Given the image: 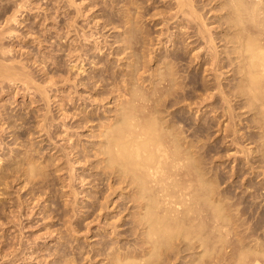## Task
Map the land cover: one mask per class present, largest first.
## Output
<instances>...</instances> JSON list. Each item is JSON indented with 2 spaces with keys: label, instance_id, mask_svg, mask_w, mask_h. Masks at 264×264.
<instances>
[{
  "label": "bare ground",
  "instance_id": "bare-ground-1",
  "mask_svg": "<svg viewBox=\"0 0 264 264\" xmlns=\"http://www.w3.org/2000/svg\"><path fill=\"white\" fill-rule=\"evenodd\" d=\"M26 1L27 0H0V92L3 91L5 87L7 89V87L13 85L14 83L17 84V82L19 81H20V84H22V85L19 84V86H21L20 88L28 90L32 86V85L30 86L31 84L30 82L34 80L32 79L33 75L30 74L29 73L30 71H28L27 69L28 66H26L23 63V61L21 62L20 61L21 59L20 60L17 59V57H15L16 54L13 56L12 54L13 46L10 45L9 41L6 39V38H13L15 36L19 37L18 32L19 34L22 33V31L19 30L20 27H18L19 25L22 24V21L19 20V17L22 16V12L24 11V7L26 6V3H27ZM109 1L110 3H112L113 1L120 2V0H109ZM134 1L135 0H125V2L122 1L123 3L120 2L122 4L119 3L120 5H118L117 8L116 6L114 7L118 11L119 16L117 17V20L119 21V25H120V28H119L120 36H117L114 42L118 41L120 43V44L118 43L119 44L117 47L119 48L118 51L116 50L117 56L120 53H124L125 62L123 63H125L124 64L125 70L124 71L121 70L120 75H117V74L115 75L114 71H107L108 69L106 68V63L105 64L103 63L106 60L104 61L101 58H99L98 60L94 61L96 57L92 55L90 56V58L91 57L92 58L89 60L88 58L89 56H88L86 59H88L87 61L91 63L92 62L103 63V66L101 65L102 71L100 70L93 74L89 73L90 75L88 76L82 75L83 77L80 78V81L78 80L79 82H76V84L74 83L73 85H74V88H75V85H77L78 88H79V85H82L80 87H82L83 89L84 87H87L89 90H90V87L92 88V87L97 86L99 88V91H97L98 89H96L95 91L97 95L93 96L91 94L93 96L91 100L93 99L92 101L95 102V106L97 107L95 108L94 106V107L88 108L86 112V108L88 104L85 103V97H84L85 95L83 96L82 94H80L78 96L80 97V101L78 103L83 104V107L79 110V112H81V114H79L80 117L76 118L77 116L76 117L73 116V118L75 117L76 120H71V122H69L67 119L66 121H68L69 123L64 122L63 121L64 118L66 119L67 117V113H65V111L67 112V110H65L67 107L62 108V110H59L61 112L59 113L62 114L61 116L63 117V120H62L63 122L61 121L63 128L59 129V131L61 132L60 135L64 137L66 141L64 142L66 144L60 148H56L57 142H55V144L51 142L53 146H51L50 148L49 147L47 148L61 149L63 152L62 153L61 151L59 152L60 156L58 154L51 153L50 156L46 155L47 157L45 156L42 160L39 159L38 161L37 158H34V156L32 155V154H35L32 150L35 149L34 151L36 152L37 148H34V149L32 148L31 150L30 149L31 147L29 148L25 145L24 146L27 147L29 151H27V153L22 152V154H19L16 152L17 155L12 156V158L10 157L12 155V152L16 150L15 147H13V149L9 147L10 149L8 148L9 150L8 149L7 151L5 150V153L1 151L2 153H0V195H4L2 196V198L5 197V195H9L7 194L6 188H8L7 185L10 182L9 180L10 176H13L15 174H19V175L22 174L24 175L25 180L27 181L31 179L33 180L34 178H36V180H33V181L34 182L36 181L37 183L41 182L39 183L40 187L36 189L33 186L36 189L35 191H33L32 187L30 188V186L28 185L30 190L28 188L27 189L31 192V194L33 193V195L31 194L30 195L33 196L32 197L33 199H35L34 200L35 203H37L36 201L41 200L40 198H42L43 203H40L41 206L40 204L37 203L40 206L39 212H43L45 207H48V210L46 209L45 212L46 213L48 212L47 214H51L48 217L52 216L53 215L52 212L54 211H55L54 213L55 216L59 215V214H56V210L61 212L62 215L59 216V218L62 216L66 217L65 219L63 217H62L63 219L60 218L62 221L64 220L63 222L64 227L66 225L64 231L67 230V233L68 234L70 233L73 236L74 234H77L78 231L79 232L77 235H79L81 228H82L80 227L82 226V224L75 223L76 222L74 221L75 218L81 215H84L86 213L85 212L84 214H82V212H84L82 208L84 204H81V202L84 200L83 196L87 195L89 197L88 204H86L88 205L87 208L90 207L89 212L91 214L88 212L90 214L89 217L91 215L93 216V218H91L92 221L95 220V218L97 217L96 221H98V217H100V215H103L104 210L110 209L109 207L106 208L108 204L106 202L107 201L110 202L108 198L112 197L111 193H114L116 191V194H117L116 200L114 199L115 200L114 201L113 198L112 199L110 198L111 201L112 200L114 201L112 207L114 206V204H116L117 206L120 205V209H118L117 212H119V210L124 211L127 209V213L129 217L128 219L123 218L125 219V222L127 223L126 227H125L126 223L124 224V227H125L124 229L119 228L116 224L117 223L116 221H115L116 223L114 221L113 223H115L116 226L119 229H121L118 232H120V234H123V235L125 234L124 237L126 239L123 241L121 238V235L116 233L118 229L116 228L117 230L114 231L115 224L110 223L114 225L112 229L113 231H111V233L113 232L112 235L114 234L116 236L112 237L109 231L108 234L110 235H106L107 237L103 236L105 238L102 239L100 238L102 237L101 235H105V234L100 233L101 235L99 237V240L100 239L101 240L97 241V243L98 242L99 243L97 246L94 247V249L92 247L90 248V249H93V251L89 249L92 252V254L90 253V256H87L89 255V253H87L89 250L88 251L85 250L87 251L85 253V256L84 254L82 255L81 254L82 248L79 247L81 249V252H80L79 248L76 249L78 247L76 245L77 247L75 249L76 251L78 250L80 254L78 252L77 256L75 257L78 258L79 256L80 260H81V256H83L84 260L89 258L90 261H88L87 264H264V211L258 212L259 214L257 213L255 214L254 211L256 212V207L253 208L254 204L252 205V201H247V200L245 201L244 198L242 199V201L240 199L238 200L237 198H233L232 200L231 196L234 193L232 194L231 192L229 193L230 195L227 194L228 189H226L225 183L222 185V183L225 182V180L223 179L221 180L220 179L221 177L217 175V173L215 174L209 173L211 168L207 169L208 167L207 168L204 167L202 163L204 162L203 161L204 159L201 157V153L203 151L201 150V145L199 144L202 141L198 143V140L201 138L198 139L197 137L199 134L198 132L201 130L203 125L202 123H196L195 125L192 126L190 122L187 123L185 119L183 118L184 112L182 110V107H180V105L178 104L181 101H187L186 108L185 107L183 108L186 110H189L190 108H192L191 105L197 103L199 100H202L204 98H210L211 100L212 98L213 106L211 109H213V112L218 110V112L215 115L214 114L213 115L215 117L216 115L217 117H220V116L224 117L221 120L222 123L224 119H226L223 127H220L221 122L220 124H218L219 128H221L220 130H222L223 132L222 136L226 137L224 141H227V142L229 141L228 144L226 145L227 146L231 145L234 148L232 150L233 151L232 160L233 161L236 160V163L234 164L232 163V165H230L231 168L235 166L234 170L231 169L232 172L230 173L232 174L233 172H236V171L241 172L243 170V171H247L246 173H249L248 175L251 174L252 176L264 174V0H173V4H172L173 6H171V8L173 7L175 11H173L172 15L169 12L171 16L170 15L168 16L171 19L174 18L175 21L178 22L176 24L177 29H175V31H172L171 29H170L171 31L167 30L168 33L166 31V34L168 36L167 35L166 36L168 38L166 37L167 38L166 40L170 41V44H172L174 48H171L172 51L170 49L167 50L168 48H165V51L162 54L160 53L159 54L156 53L157 55L150 54L151 56L149 55V57L147 55L149 59H153L155 56H158V57L157 58L155 57L154 66H151L152 68H150L149 72L146 71V73L144 72L145 69L142 71V68H144L143 66L145 65L144 62L147 60V59L144 60L145 58L144 56L146 54L143 53L145 36L144 34H141L142 26L139 24L140 20H138L139 19L138 17H140L138 13H140L144 8L140 10L139 12L138 9H140L141 3L138 4L139 6L138 7L137 6L138 0L135 2ZM71 2H68L67 4ZM139 2L140 1H138V3ZM113 4L114 3H112V5ZM109 8H112V7H109ZM212 10H217L216 11L217 13H214L212 15L211 14V12H213ZM77 11L79 10L77 9ZM140 14L142 15L143 13L141 12ZM75 15H77L76 12H75ZM161 17H163V15ZM214 21L217 23V25L215 26L214 24L216 23ZM72 22H68L65 25L69 27L71 25L70 23ZM106 22L110 23V20ZM106 22L104 23V26ZM210 23L213 24V27H212V24ZM112 25L113 24L111 23V26ZM115 26L116 24L113 25V28ZM29 30L30 29H28V31ZM31 32L32 31H30V35L32 36ZM38 32H41V31H38ZM25 33H27V31ZM67 33H69V29H67V31L65 32L66 35H68ZM24 34H22V37ZM161 34L162 33L160 32V35ZM66 35L65 37H67ZM87 35L91 36L92 33L85 35L86 40H88ZM142 35L144 39L142 38ZM4 38L7 40L8 43L5 42L6 40ZM106 38L107 37H105V39L101 41L102 43L94 39L95 42H97L98 44L97 48L102 49L103 47H105V42L107 40ZM151 39L152 38H150V41ZM157 40L156 41L159 44L160 40L159 39ZM99 44L101 45L99 46ZM163 45L164 44H162V46ZM151 46L149 47L152 48ZM145 47L148 48L147 46ZM165 47H167L166 44H165ZM202 49L204 50L203 52L201 51ZM87 50L88 49L78 50V49L73 48L72 46L69 50L71 52L70 55L72 54L73 51L76 52L74 59H73L74 62L71 65V67L75 69L74 66L78 64L79 65L78 69L80 68L79 69L80 71L78 73L82 72L85 69L84 68V58L82 57V55L88 54ZM183 50H188V53L193 51L191 52L193 54V55L191 54L192 55L191 59L194 61L195 59H197V61L199 60L200 66L205 64L204 65L205 67L203 66L204 68L203 71H206V70L212 71V76H213L212 81L209 84L207 83L206 85H203L204 90L203 92H201V94H199L198 96L199 99H196V100L194 99L195 97L187 96L188 94L186 95L187 90H185L183 86L182 87L180 86L181 87L179 89L180 91H177L176 86H179L178 85L179 82H178V76L176 75V71L179 70L178 63L183 59V53H184ZM69 51L67 52L69 53ZM106 52H109V51H106ZM43 55H46V54H43ZM120 56L121 55H119V57ZM119 57H117V59ZM77 61L78 63H76ZM148 64L149 63H147V65ZM146 69H148V67H146ZM143 72L147 75L144 76ZM49 75L48 77L46 75V78L48 80L50 79L49 77L53 79L52 76H54L55 74L51 76ZM229 75H231L232 77L227 78ZM64 77L66 76H63L62 78ZM226 78L227 80H225ZM47 79H46V82H48ZM64 79L66 80L67 77ZM36 86H38V84H36L35 87ZM36 89L38 88L36 87L35 90ZM47 89L45 88L43 89L44 91L41 90L40 92L43 93L46 91L45 97L48 100L50 94L49 93L47 94ZM26 90L25 91L23 90L22 92L25 93ZM31 90L33 91L34 88ZM15 92H18V91H15ZM33 92H36V91H33ZM48 92H49V89H48ZM74 92L76 94L78 90L76 91L74 90ZM88 93H86V95ZM31 94L32 93H30V96ZM34 95H36V93ZM70 95L72 96V94ZM169 95H171L170 98H169ZM109 97L110 98L113 97L112 98L113 100L111 103H109L108 105L109 107H106L104 106V101L105 99H108ZM40 100H42V98ZM57 102H60V101H57ZM101 106H103V108L100 111L106 112V114H103L102 116L98 115L99 112H97L96 110V109L99 110ZM47 107L50 108V105H47ZM47 107L45 108L47 109ZM197 107H200V106L198 105ZM195 109L193 111H195ZM197 110H200V108H197L196 111ZM44 111L48 112L49 109L44 110ZM92 111L94 113L95 112L98 113L97 118L95 117L96 118L95 121H94V117H91L92 115L90 114V112L93 113ZM4 112L6 111L0 112L1 117L4 116L2 114ZM8 112L10 113V111ZM47 112H44V113L36 112V114L33 112L39 118L34 116L37 119L35 120L37 122H34L36 123L37 129L33 128L32 129L33 131H32L29 127V129L32 132H35V133L40 132V134L41 133L43 134L44 131H47V132L50 131V130L49 131L46 130L48 126L46 122ZM203 113H205V111ZM11 115H13V113H11L10 115H6V117L11 116ZM70 115L72 116L74 114L71 113ZM6 117L4 116V119ZM10 118L13 119L14 117L11 116ZM10 118H8L7 120L9 121ZM49 118L50 119H48V121L53 122L52 116ZM15 120H11V121L14 122ZM90 121H94V123L92 122L89 123ZM51 122L49 123V126L52 125ZM34 123L31 122L29 124L35 125ZM61 123L58 125V128L61 127L60 126ZM66 123L68 124L66 125ZM12 124H10V121L7 122L5 128L10 127L11 129L10 131H12L10 133L12 134L11 139H13V144H16L18 136L17 134H15L16 132L13 130V128H15L17 124L15 122H14V124H16L15 126H13ZM0 125H2V123ZM33 125H31V127ZM89 126L94 127L92 128L93 131L89 130V132L92 131L91 136L90 135L89 136L93 138H91V141H89L90 143H87L88 141L85 143V140H84L83 144L79 145L78 141L80 139L79 135H81V132H79L77 129L79 128L81 129L83 127L89 128ZM1 127H4V126H0V128ZM41 130H43V132ZM56 130H57V127H56ZM27 132L29 134L28 129H27ZM5 133L3 135H5ZM35 133H32V134L35 135ZM44 133L45 135L43 134V136H45L47 140L49 139L48 141L49 143L50 141H53V139H51V137L53 138V136L50 135L52 133L51 131L49 132V134L46 132ZM38 134L39 133H37L36 136ZM40 134L38 136H40ZM74 134L78 136L77 142L75 140H71L72 138L71 136ZM43 136H40L41 138L35 139L33 141L40 142L43 140L42 138ZM19 137H20V134H19ZM31 137L33 138V136ZM57 137H59L58 134H57ZM3 139L5 138L3 137ZM24 139L26 140V138ZM59 139H61V137H59ZM85 139H87V136ZM75 143L78 144V146ZM3 144H4V141H3ZM7 145H8V142H7ZM17 148L20 149V146H18ZM30 151H32L33 153L32 152H31L32 154L28 153ZM38 151L39 150H37L36 153H38ZM236 153H238V156ZM41 156L42 155H40V157ZM238 157H241L240 159L241 163L237 160ZM228 158H229V155H228ZM5 159L6 160L8 159L7 162H4ZM2 166H5V167L2 168ZM84 167H88V169L90 168L91 170V171L90 170L88 171H90L89 175L91 176L92 179L89 178L88 181L90 180H93V181H91L92 186L90 187L89 191L88 190L86 191V186H85L86 181L85 180L87 179H85V176L88 174L86 173H85L86 175L84 174L83 172ZM62 170L65 173V176H62L64 175V173L61 172ZM212 171H213V167H212ZM54 172H57L58 181H55V182L59 183L58 184L59 187L56 190L59 191L58 195H59V198L62 200V206L58 201H56V197H57L56 194H55L56 195L55 197H53V194L51 195L55 200L52 199L49 193H48L49 196H47L46 194L49 191L53 192V189L51 190V187H50L52 183L53 185L55 184L56 186V183L54 182V179L56 178L55 177L56 173ZM37 178H39L40 181L37 180ZM23 179L24 178H22V180ZM76 179L78 182H80L79 183L80 185L78 184L79 188H77V186L75 187V185L73 184L76 181ZM33 181L32 183H34ZM36 182L34 183V185L36 184ZM24 183H22V186ZM32 183L30 182V185ZM245 184H248V183H245ZM247 187L248 186H246V189H248ZM258 188H259V191L256 190ZM46 189H49V191ZM242 189L243 188H241V192H242ZM255 190L257 191L258 196L262 195V197L260 198L264 199V183H262L260 187L255 188ZM245 192L247 193V191ZM79 194L80 196H78ZM235 195L237 197V194ZM87 196H86V199L88 198ZM118 198L119 199L121 198L120 199L121 201L119 200L118 202L117 200ZM253 199H255V196ZM18 200H19V196H18ZM33 204L34 203H32V205ZM60 206L62 209L61 208L58 209ZM19 207L21 208V206ZM28 207L30 206L28 205ZM32 210H34V208ZM121 213L123 212H120L118 216H115V217L120 218ZM29 215L30 214H28V216ZM46 216H47L46 214L45 216L43 215V217L45 218ZM94 216L96 217L94 218ZM16 217H13V218L16 219ZM18 218L19 216L17 217V220L20 221ZM59 218L57 217L58 220ZM4 219H7V217ZM12 220H10V224ZM47 220L49 219L47 218ZM54 220L56 219L54 218ZM115 220H117V218ZM62 221H61V224H62ZM85 222L86 223H84L83 221L85 225L91 223L89 220ZM0 223L3 225L2 221ZM110 224L108 225L110 226ZM19 225H20V222H19ZM122 225L123 224L121 223V226ZM86 226L89 227L90 225H86ZM50 227L51 226H49L48 229H50ZM88 227L86 230H89ZM83 228L85 229L86 227H83ZM46 229L44 230V233ZM50 231H52V227ZM83 231L82 233H84ZM22 235H23V231H22ZM37 235L39 234L37 233ZM128 235L129 237H132V238L127 237ZM58 236L60 237V234ZM62 238L64 237L62 236ZM71 240L69 239L70 242ZM72 242L70 243V246L72 245L73 247ZM63 245L64 244H62L61 247H63ZM70 246L67 245L66 246L67 248H65V246L64 248H60L58 246L57 247L58 249L55 246L57 251H54V250L53 251H54V256H56L55 252H57L56 259H57L58 264H74V263L78 264V262L80 263V261H78V259L76 260V258L74 259L76 260V262L78 261L77 263L74 261L72 257H71L72 259H70V255L75 250V249H73V251L71 250L72 253L69 254L71 252L69 250ZM3 249H6V248H3ZM17 249H16V252H17ZM22 249H23V246H22ZM22 249L20 250L22 251ZM51 254L49 253V257ZM39 255L41 256V254ZM73 255H76V252H74ZM54 256H53V260L56 262ZM86 256L87 258H85ZM2 259L3 257L1 258V261ZM7 263L8 262H6V264Z\"/></svg>",
  "mask_w": 264,
  "mask_h": 264
},
{
  "label": "rangeland",
  "instance_id": "rangeland-1",
  "mask_svg": "<svg viewBox=\"0 0 264 264\" xmlns=\"http://www.w3.org/2000/svg\"><path fill=\"white\" fill-rule=\"evenodd\" d=\"M72 0H27L26 2V6L24 7V11L22 12V16H20L19 17V20H21L22 21V24L21 25H19L18 27H20L19 28V30L20 31H22V33H20L19 34V32H18V36L19 37H13V38H6L8 41H9V44L10 45H12L13 47H12V54H13V56L15 55V57H17V59H21L20 61L22 62L23 61V63L26 65V66H28V71H30L29 73L30 74H32L33 75V77H32V79H34L32 82H30L29 84H30V86H31V88H29L28 90H26V89H23V88H20L21 86H19V84H20V81L19 82H17V84H13V85H11V86H9V87H7V89H6V87L4 88V90L3 91H1L0 92V112H3V111H6V112H4V113H2L5 117H6V115H10L11 113H13V115H11V116H13L14 118L12 119V118H10L11 116H7L8 118H10L9 119V121H10V124H12L13 126H15L16 124H17V126H15V128L17 129H15V128H13V130L16 132L15 134H17V136H18V138H17V142L16 141H14V142H16V144H13V139H11V137H12V134H10L12 131H10L11 129H10V127L8 128V127H6L5 128V126H6V124H7V122H9L7 119V117L4 119V116L3 117H1V113H0V117H1V119H0V124L2 123V125H0V126H4V127H1L0 129V148H1V150H0V153H2V152H4L5 153V150L7 151V149L10 147V148H12L13 149V147H15V149L16 150H14L13 152H12V155H11V157L10 158H12V156H14V155H17V153H19V154H22V152H26L27 153V151H29L28 150V148L27 147H31L30 149L32 150V148L34 149V148H37L36 149V152H37V150H39L38 151V153H39V155H38V153H36L34 150H32L35 154H32L33 152L32 151H30V152H28V153H30V154H32L33 156H34V158H37V160L39 161V159L40 160H42L46 155L47 156H50L51 155V153L53 154H60L59 152L61 151V153L63 152L61 149H56V148H60V147H62L63 145H65L66 143V141H65V139H64V137L62 136V135H60V131H59V129H61V128H63L62 126V123H61V121L63 120V117L61 116L62 114H60L61 112L59 111V110H62V108H66L65 110H67V112L65 111V113H67V117H66V119L64 118V122H71V120H76V118H78V117H80V115L79 114H81V112H79V110L83 107V104H79L78 102L80 101V97H78L80 94H82L84 97H85V103H87L88 104V106H87V108H86V112H87V109L88 108H91V107H94L95 106V102L94 101H92L91 100V98H93V96L94 95H97L96 93H95V91H96V89H98L97 91H99V88L97 87V86H95V87H90V90L87 88V87H84V89L82 88V87H80V86H82V85H79V88H78V86L77 85H75V88H74V83L76 84V82H79L80 81V78L81 77H83V76H88V75H90V74H93V73H96L97 71H102V66H103V63L105 64L106 63V68L108 69L107 71H114V73H115V75L117 74V75H120L121 74V70L122 71H124L125 70V63H123V62H125V58H124V53H120V54H118V56H117V51H118V49L119 48H117L118 47V45L120 44L118 41H115L114 42V40L117 38V36H120V25H119V21L117 20V17L119 16V14H118V11H117V7H118V5H120V4H122L123 2L122 1H124L125 2V0H120V2H122V3H120V2H118V1H113L112 3H114L113 5H112V3H110V1L109 0H75V2H74V0L71 2ZM135 1H137V0H135ZM134 1V2H135ZM138 1H140L139 3H138ZM137 1V6H138V4H140L141 3V5H140V9H138L139 10V12H140V10H142L143 8V10L141 11L143 14L142 15H144V16H142L140 13H138L139 14V16L140 17H138L139 19L138 20H140L139 21V24L142 26V33L141 34H144V36H145V39L143 38V35H142V38L144 39V47L145 46H147L148 48H146L145 47V49H144V47H143V53H145L144 55V60H146L145 62H144V68H142V71L144 70V72L146 73V71L147 72H149V70H150V68H152L151 66H154V64H155V57L157 58L158 56H155L153 59H149L148 57H149V55L151 54H162V53H164V51H165V48H168L167 50H171L172 51V49L171 48H174V46L172 45V44H170V41H167L166 39L168 38L167 36V34H166V31L168 30V31H175V29H177V27H176V24L178 23V22H176L175 21V19L173 18V19H171L168 15H170L169 14V12L171 13V15H172V13H173V11H175V9L173 8H171V6H173L172 4H173V0H138ZM45 2V3H44ZM68 2H71V3H69V4H67ZM78 3H79V5H78ZM105 3V4H104ZM120 3V4H119ZM72 4V5H71ZM109 4V5H108ZM115 4H117V5H115ZM134 4H136V3H134ZM68 5V6H67ZM76 5H78V6H76ZM59 6V7H58ZM75 6V7H74ZM92 6V7H91ZM116 6V8H114ZM142 6V7H141ZM159 6V7H158ZM41 7H43V8H41ZM67 7V8H66ZM109 7H112L113 8V10H112V8H109ZM139 7V6H138ZM137 7V8H138ZM30 8V9H29ZM65 8V9H64ZM81 8V9H80ZM105 8V9H104ZM158 8V9H157ZM26 9V10H25ZM47 9V10H46ZM77 9L79 10V11H77ZM156 9V10H155ZM87 10V11H86ZM109 10V11H108ZM110 10H112V11H110ZM155 10V11H154ZM162 10V11H161ZM49 11V12H48ZM104 11V12H103ZM117 11V12H116ZM165 11V12H164ZM213 12H211V14L213 15L214 13H217L216 11L217 10H212ZM215 11V12H214ZM40 12V13H39ZM47 12V13H46ZM75 12H76V14L77 15H75ZM79 12V13H78ZM107 12V13H106ZM108 12H110V13H108ZM161 12V13H160ZM164 12V13H163ZM44 13V14H43ZM45 13H46V15H45ZM160 15H159V14ZM167 13V14H166ZM23 14H24V16H23ZM94 14V15H93ZM36 15V16H35ZM149 15V16H148ZM153 15V16H152ZM163 15V17H161ZM170 15V16H171ZM51 16H53V17H51ZM74 16H76V17H74ZM158 16V17H157ZM46 17V18H45ZM65 17H66V19H65ZM147 17V18H146ZM150 17V18H149ZM54 20H53V19ZM69 18V19H68ZM75 18V19H74ZM99 18H100V20H99ZM106 18V19H105ZM168 18V19H167ZM213 18V17H212ZM36 19V20H35ZM77 19V20H76ZM110 20V23H108V22H106V21H109ZM143 19V20H142ZM69 20V21H68ZM71 20V21H70ZM72 20H73V22H72ZM37 21V22H36ZM98 21V22H97ZM68 22H72V23H70L71 25L68 27V26H66L65 24H67ZM106 22V24H105V26H104V23ZM215 22V21H214ZM214 22H212V23H214ZM73 23H75V24H73ZM109 25H108V24ZM111 23L114 25V24H116V28L114 29L113 28V25L111 26ZM117 23H118V25H117ZM212 23H210V24H212ZM216 23V22H215ZM35 24V25H34ZM209 24V25H210ZM53 25V26H52ZM74 25V26H73ZM161 25V26H160ZM175 25V26H174ZM215 25H217V23L216 24H214V26ZM55 26V27H54ZM96 26V27H95ZM143 26H145V27H143ZM27 27V28H26ZM49 27V28H48ZM53 27V28H52ZM66 27H68V28H66ZM74 27H76V28H74ZM212 27H213V24H212ZM79 28H80V30H79ZM84 28V29H83ZM144 28V29H143ZM28 29H30L29 31H28ZM35 29V30H34ZM46 29V30H45ZM60 29V30H59ZM66 29V30H65ZM67 29H69V33H70V35H69V33H67L68 35H66L65 34V32L67 31ZM75 29V30H74ZM118 29V30H117ZM171 29V30H170ZM34 30V31H33ZM59 30V31H58ZM62 30V31H61ZM74 30V31H73ZM95 30H97V31H95ZM143 30H144V32H143ZM27 31V33H25ZM30 31H32L31 33H32V36L30 35ZM38 31H41V32H38ZM65 31V32H64ZM77 31V32H76ZM91 31V32H90ZM94 31V32H93ZM163 31V32H162ZM168 31H167V33H168ZM29 32V33H28ZM34 32V33H33ZM83 32V33H82ZM87 32V33H86ZM117 32V33H116ZM157 32H158V34H157ZM160 32L163 34H161L160 35ZM25 33V34H24ZM38 33V34H37ZM40 33V34H39ZM84 33H86V34H89V33H92V35L91 36H88L87 35V39L88 40H86V37H85V35L86 34H84ZM94 33H95V35H94ZM105 33V34H104ZM110 33V34H109ZM149 33V34H148ZM154 33H156V34H154ZM22 34H24L23 35V37H22ZM35 34V35H34ZM37 34V35H36ZM78 34H80V35H78ZM113 36H112V35ZM119 34V35H118ZM29 35V36H28ZM62 35V36H61ZM65 35L67 36V37H65ZM167 35V36H166ZM31 36V37H30ZM78 36V37H77ZM93 36V37H92ZM148 36H149V38H148ZM155 36H157V37H155ZM21 37V38H20ZM27 37V38H26ZM38 37V38H37ZM89 37H91V38H89ZM105 37H107L106 39V42H105V47H103L102 49L100 48H97V46H98V44H97V42H95V40L94 39H96V41L98 40V41H103L104 39H105ZM159 37V38H158ZM167 37V38H166ZM15 38V39H14ZM37 38V39H36ZM40 38V39H39ZM61 38V39H60ZM150 38H152L151 39V41H150ZM5 39V38H4ZM5 39V40H6ZM36 39V40H35ZM65 41H63V40ZM79 39V40H78ZM157 39H159L160 41H159V44L157 43ZM7 40L5 41L6 43H8L7 42ZM38 40V41H37ZM71 40V41H70ZM108 40H109V42H108ZM157 40V41H156ZM166 40V41H165ZM10 41H11V43H10ZM17 41V42H16ZM60 41V42H59ZM88 41V42H87ZM145 41H147V42H145ZM150 41V42H149ZM164 41V42H163ZM17 44H16V43ZM41 42V43H40ZM71 44H70V43ZM80 42V43H79ZM87 42V43H86ZM99 42V43H100ZM117 42V43H116ZM154 42V43H153ZM22 45H21V44ZM69 43V44H68ZM73 43H75V44H73ZM96 43V44H95ZM102 43V42H101ZM119 43V44H118ZM153 43V44H152ZM164 44L163 46H162V44ZM84 46H83V45ZM111 44V45H110ZM113 44V45H112ZM146 44V45H145ZM165 44H166V46L167 47H165ZM19 45V46H18ZM101 44H99V46H100ZM110 45V46H109ZM152 45V46H151ZM154 45V46H153ZM178 45H179V43H178ZM178 45H177V47H178ZM71 46L73 47V48H75V49H80V50H85V49H88L87 50V52H88V54H83L82 55V57L84 58V70L82 71V72H80V73H78L80 70V68L78 69V64H76V66H74L75 67V69L73 68V67H71V65L73 64V62H74V56H75V51H73L72 52V56L70 55V48H71ZM87 46V47H86ZM113 46V47H112ZM115 46H116V48H115ZM149 46H151L152 48H150ZM157 46V47H156ZM162 46V47H161ZM18 47V48H17ZM20 47V48H19ZM48 47H49V49H48ZM62 47V48H61ZM78 47V48H77ZM16 48V49H15ZM54 48V49H53ZM85 48V49H84ZM110 48V49H109ZM15 49V50H14ZM22 49V50H21ZM99 49V50H98ZM21 50V51H20ZM25 50V51H24ZM95 50V51H94ZM103 50V51H102ZM111 50V51H110ZM117 50V51H116ZM53 51V52H52ZM67 51H69V53L67 52ZM106 51H109V52H106ZM116 51V52H115ZM176 51V50H175ZM202 52L204 51L203 49L201 50ZM51 52V53H50ZM67 54H66V53ZM103 52V53H102ZM114 52V53H113ZM183 59L178 63L179 65H178V68H179V70L178 71H176V75L178 76V82H179V86H176L177 87V91H180L179 89L183 86V88H185V90H187V93H186V95L187 96H191V97H195L194 99L196 100V99H199V94H201V92H203V90H204V88H203V85H206L207 83L209 84L211 81H212V71H208V70H206V71H203V66L205 65V64H203V65H199V60L197 61V59H195V61L194 60H192L191 58H192V53L191 52H193V51H191V52H189L188 53V50H183ZM201 52V53H202ZM55 53V54H54ZM98 53V54H97ZM167 53H168V51H167ZM43 54H46V55H43ZM58 54V55H57ZM111 54V55H110ZM156 54V55H157ZM192 54V55H191ZM49 55V56H48ZM95 56L96 58H95V60L94 61H96V60H98L99 58H101L102 60H106L105 62H103V63H101V62H99V63H101V64H99V63H95V62H89V61H87L88 59H86L88 56V58H89V60L92 58H90V56ZM119 55H121L120 57L123 59H121L120 57H119ZM147 55H148V57H147ZM150 55V56H151ZM48 56V57H47ZM59 56V57H58ZM69 56V57H68ZM100 56V57H99ZM109 56V57H108ZM45 57V58H44ZM115 57V58H114ZM117 57H119L120 58V60H119V58L117 59ZM147 57V58H146ZM47 58V59H46ZM53 59V60H51V59ZM46 59V60H45ZM200 59V58H199ZM111 60V61H110ZM143 60V61H144ZM150 60V61H149ZM192 60V61H191ZM49 61V62H48ZM53 61V62H52ZM55 61V62H54ZM151 61H152V63H151ZM197 61V62H196ZM38 62H39V64H38ZM57 62V63H56ZM194 62V63H193ZM76 63H78V61L76 62ZM121 63V64H120ZM147 63H149L148 65H147ZM93 65V66H92ZM97 67H96V66ZM102 65V66H101ZM108 65V66H107ZM196 66V67H195ZM44 67V68H43ZM71 67V68H70ZM117 67V68H116ZM123 69H122V68ZM146 67H148V69H146ZM205 67V66H204ZM40 68V69H39ZM77 68V69H76ZM100 68V69H99ZM43 69V70H42ZM45 70V71H44ZM118 71V72H117ZM117 72V73H116ZM143 72V74H144V76L145 75H147V74H145ZM47 73V74H46ZM57 73V74H56ZM83 73V74H82ZM90 73V74H89ZM50 74V75H49ZM55 74V75H54ZM58 74H59V76H58ZM62 74V75H61ZM80 74V75H79ZM43 75V76H42ZM46 75H47V77H48V75L49 76H51V75H54V76H52V78L53 79H51V77H49L50 79H51V81H50V79L48 80L47 78H46ZM83 75V76H82ZM63 76H66L67 77V79L65 80L64 78H66V77H64V78H62ZM232 76L231 75H229L227 78H231ZM75 80H74V79ZM76 78H77V80H76ZM79 78V79H78ZM207 78V79H206ZM227 78L225 79V80H227ZM46 79L48 80V82H46ZM44 80V81H43ZM52 80H54L55 81V83H54V81H52ZM79 80V81H78ZM75 81V82H74ZM73 82V83H72ZM145 83V82H144ZM146 83H147V81H146ZM203 83V84H202ZM36 84H38V86H36L38 89H36L35 90V85ZM186 84V85H185ZM20 85H22V84H20ZM19 86V87H18ZM181 86V87H180ZM186 86V87H185ZM12 88V90H11V88ZM57 89H56V88ZM73 89H72V88ZM205 87V86H204ZM17 88H18V90H17ZM34 88V90L33 91H36V92H33L31 89H33ZM49 89V92H48V89H47V94L49 93L50 95H49V101L46 99V95H45V93H46V91L45 92H43V93H41L40 91L41 90H43V89ZM72 90H71V89ZM87 88V89H86ZM188 88V89H187ZM20 89V90H19ZM22 89V90H21ZM191 89V90H190ZM9 90V91H8ZM25 91L26 90V92L24 93V92H22V91ZM55 90V91H54ZM58 90V91H57ZM74 90L76 91V90H78V92H76V94H75V92H74ZM8 91V92H7ZM15 91H18V92H15ZM30 91V92H29ZM44 91V90H43ZM72 91V92H71ZM87 91V92H86ZM196 91V92H195ZM199 91V92H198ZM28 92V93H27ZM80 92V93H79ZM89 92V93H88ZM16 93V94H15ZM30 93H32L33 94V96H32V94H31V96H30ZM36 93V95H34ZM86 93H88L87 95H86ZM197 94V96H196V94ZM39 94V95H38ZM70 94H72V96L70 95ZM78 94V95H77ZM93 96H92V95ZM195 94V95H194ZM41 95V96H40ZM89 95H90V97H89ZM172 95H174V94H172ZM71 96V97H70ZM92 96V97H91ZM170 96L171 95H169V98H170ZM40 97V98H39ZM69 97H70V99H71V101H70V99H69ZM32 98V99H31ZM34 98V99H33ZM42 98V100H40ZM88 98V99H87ZM113 98V97H112ZM112 98H108V99H105V101H104V106H106V107H109L108 105H109V103H111L112 102ZM5 99V100H4ZM90 99V100H89ZM171 99H172V97H171ZM205 99V100H204ZM204 99H202V100H197L198 102L197 103H195V104H192L191 106H192V108H190L189 110H186V109H184L183 107H185L186 108V102L187 101H181V102H179L178 104L180 105V107H182V110H183V112H184V114H183V118L185 119V121L187 122V123H189L190 122V124L193 126V125H195L196 123H202V125H203V127L201 128V130L198 132L199 134H198V139L199 138H201V139H199L198 140V143L199 142H201V143H199L200 145H201V150L203 151L202 153H201V157L204 159H202L204 162H205V160H206V162L204 163V162H202L203 163V165H204V167L205 168H207V169H210V172L209 173H211V174H215V173H217V175H219L221 178V180L223 179V180H225V182H223L222 183V185L225 183V187H226V189H228L227 190V194H229V193H231L232 192V196H231V198H232V200H233V198H237L238 200L240 199L241 201H242V199L244 198V200L246 201H252V205H253V208H255L256 207V212L254 211V213L256 214H259L258 212H261V211H264V199H261L260 197H262V195L261 196H258V193H257V191L256 190H258L259 191V188L258 189H256L255 190V188H257V187H260L261 185H262V183H264V178H262V177H264V174H261L262 175V177H261V175H248L249 173H246L247 171H243V173H242V171L240 172V171H236V172H233L232 174L230 173V172H232V170H234V168H235V166L233 167V168H231V166L230 165H232V163L234 164V163H236V160H232V158H233V155H232V150L234 149L231 145H226V144H228V142L227 141H224L225 139H226V137H223L222 136V134H223V132H222V130H220L221 128H219V125L218 124H220V122H221V120L224 118V117H222V116H220V117H217V115H216V117L214 116L217 112H218V110L217 111H215V112H213V109H211L212 108V106H213V104H212V98H211V100H210V98H204ZM208 100V102H207V100ZM31 100V101H30ZM47 100V101H46ZM86 100H87V102H86ZM167 100H168V98H167ZM57 101H60V102H57ZM68 101V102H67ZM169 101H170V99H169ZM202 101V102H201ZM1 102H2V104H1ZM7 102V103H6ZM31 102H33V103H31ZM37 102V103H36ZM48 102H49V104H48ZM64 102V103H63ZM92 102V103H91ZM215 102V101H214ZM213 102V103H214ZM30 103V104H29ZM41 103V104H40ZM59 103H60V105H59ZM78 103V104H77ZM106 103V104H105ZM185 105H184V104ZM28 104V105H27ZM32 104V105H31ZM57 104H58V106H57ZM63 104V105H62ZM178 104H176V105H178ZM197 104V105H196ZM201 104V105H200ZM47 105H50V108L49 107H47ZM62 105V106H61ZM176 105H174V106H176ZM194 105V106H193ZM200 106V107H197V106ZM30 106V107H29ZM64 106V107H63ZM99 106V105H98ZM203 106V107H202ZM8 107V108H7ZM41 107V108H40ZM45 107H47V109L45 108ZM58 108V110H57V108ZM97 106H95V108H96ZM5 108V109H4ZM102 108H103V106H101L100 107V109L98 110V109H96L97 110V112H99V114L97 113V112H93V113H91L90 112V114L92 115L91 117H94V121L96 120V118H97V116L98 115H100V116H102L103 114H106V112H103V111H100V110H102ZM196 108H200V110H197L196 111V109H195V111H193L194 109ZM13 109V110H12ZM37 111H36V110ZM38 109H40V110H38ZM49 109V111L47 112V111H44V110H48ZM76 109H78V110H76ZM16 110H17V112H16ZM211 110V111H210ZM8 111H10V113L8 112ZM43 111V112H42ZM73 111V112H72ZM205 111V113H203ZM36 114V112H38V113H44V112H47V119H46V122H47V124H48V126H47V128H46V130H50L52 133L50 134L51 136H53V138L51 137V139H53V141H50V143L48 142L49 141V139L47 140L46 138H45V136H43V134L45 135V133L44 132H46V133H48L49 134V132H47V131H44L43 132V130H41L42 132H43V134L41 133L40 134V132H37V133H39L40 134V136H43L42 138H43V140L42 141H40V142H38V141H33V140H35V139H38V138H41L40 136H36V134L37 133H35V132H32L33 130V128H35V129H37V127H36V123H34V122H37V121H35V120H37L36 119V117H37V115H35L34 113ZM60 112V113H59ZM48 113H50V114H48ZM69 113V114H68ZM71 113H73L74 115H70ZM15 114V115H14ZM27 114V115H26ZM75 114H77V115H75ZM98 114V115H97ZM200 114V115H199ZM214 114V115H213ZM79 115V116H78ZM198 117H197V116ZM17 116V117H16ZM18 116H20V117H18ZM34 116H36V117H34ZM51 117L52 116V121L53 122H51L52 123V125H50L49 126V121H48V119H50L49 117ZM54 116V117H53ZM73 116H77L76 118L74 117L73 118ZM60 117V118H59ZM96 117V118H95ZM3 118V119H2ZM30 118V119H29ZM37 118H39V117H37ZM16 119V120H15ZM32 119H34V120H32ZM55 119V120H54ZM58 119V120H57ZM61 119V120H60ZM68 119V121H66ZM215 119V120H214ZM11 120H15L14 122L16 123V124H14V122L13 121H11ZM31 120V121H30ZM57 120V121H56ZM29 121V122H28ZM62 121V122H63ZM94 121H90L89 123H94ZM226 121V119H224V121H223V123L221 122V124H220V127H223L224 126V122ZM12 122V123H11ZM31 122H33L35 125H33V124H29V123H31ZM68 122V123H69ZM58 123V124H57ZM61 123V127H59L58 128V125ZM68 123H66V125L68 124ZM20 124V125H19ZM26 124V125H25ZM46 124V125H47ZM30 125V126H29ZM31 125H33L32 127H31ZM53 126H55V127H53ZM218 126V127H217ZM21 127V128H20ZM26 127V128H25ZM29 127H30V129L32 130H30L29 129ZM56 127H57V130H56ZM217 127V128H216ZM12 128V127H11ZM54 128V129H53ZM87 128V129H86ZM83 127V128H79V129H77L79 132H81V135H79V141L81 142H79L78 141V144L80 145V144H83V142H84V140H85V143L87 142V143H90L89 141H91V138H93V137H90L91 136V132L93 131V129L92 128H94V127H90L89 126V128L88 127ZM215 128V129H214ZM20 129V130H19ZM27 129L29 130V134L32 132V133H35V135H33L32 133L30 134L31 136H33V138L28 134V132H27ZM35 129H34V131H35ZM42 129V128H41ZM19 130V131H18ZM45 130V129H44ZM53 130V131H52ZM75 130V129H74ZM89 130H92V131H90L89 132ZM215 130V131H214ZM17 131H18V133L20 134V137H19V134L17 133ZM31 131V132H30ZM6 132V133H5ZM23 132V133H22ZM56 134H54V133ZM59 132V133H58ZM84 132V133H83ZM5 133V135H3ZM8 133V134H7ZM25 133V134H24ZM86 133V134H85ZM3 136H2V135ZM24 134V135H23ZM29 135V137H28V135ZM57 134L59 135V137H61V139H59V137H57ZM88 134V135H87ZM27 135V136H26ZM75 135V134H74ZM74 135H72L71 137L73 138H71V140H75L76 142H77V138H78V136H76L75 135V137H74ZM83 135V136H82ZM90 135V136H89ZM7 136V137H6ZM25 136V137H24ZM34 136H36V137H34ZM47 136V135H46ZM55 136V137H54ZM86 136H87V139H85L86 138ZM3 137L5 138V139H3ZM32 139H31V138ZM90 137V138H89ZM218 137V138H217ZM24 138H26V140L24 139ZM89 138V139H88ZM22 139H24V140H22ZM29 141H28V140ZM32 141H31V140ZM4 141V144H3V141ZM20 141V142H19ZM24 141V142H23ZM65 141V142H64ZM2 142V143H1ZM7 142H8V145H7ZM24 144H23V143ZM31 142V143H30ZM45 142V143H44ZM51 142L53 143V144H55V142H57L56 143V148H53V149H49L51 146H53L52 144H51ZM58 142H60V143H58ZM63 142V143H62ZM10 143V144H9ZM19 143V144H18ZM27 143V144H26ZM36 143V144H35ZM11 144H12V146H11ZM18 144V145H17ZM32 146H31V145ZM50 146H49V145ZM59 144V145H58ZM61 144V145H60ZM76 144V143H75ZM78 144H76L77 146H78ZM224 144V145H223ZM7 145V146H6ZM27 146V147H25V146ZM29 145V146H28ZM3 146V147H2ZM18 146H20V149L19 148H17ZM47 147H49V148H47ZM205 147V148H204ZM223 147V148H222ZM6 148V149H5ZM9 148V149H10ZM22 148V149H21ZM231 148V149H230ZM8 149V150H9ZM46 151H44V150ZM43 150V151H42ZM54 152H53V151ZM58 150V151H57ZM2 151V152H1ZM42 151V152H41ZM50 151V152H49ZM229 151V152H228ZM17 152V153H16ZM32 152V153H31ZM205 152V153H204ZM207 153V154H206ZM227 153V154H226ZM202 154H203V156H202ZM216 154V155H215ZM237 154V156H238V153H236ZM7 155V154H6ZM40 155H42L41 157H40ZM228 155H229V158H228ZM232 155V156H231ZM37 156V157H36ZM46 156V157H47ZM60 156V155H59ZM207 156V157H206ZM209 156V157H208ZM6 157V156H5ZM38 157H40V158H38ZM241 157H238L237 158V160L240 162L241 160ZM6 160V159H5ZM4 160V162H7V160L5 161ZM63 160V159H62ZM232 161V162H231ZM213 162V163H212ZM218 163V164H217ZM241 163V162H240ZM5 165V164H4ZM213 167V171H212V167ZM3 167H5V166H2V168ZM79 167V166H78ZM1 168V169H2ZM80 169H82V168H80ZM79 169V170H80ZM217 169V170H216ZM228 169V170H227ZM232 169V170H231ZM88 170H90V168L88 169V167H84V170H83V172H84V174L86 173V174H88V175H86L85 176V179H87V180H85L86 182V184H85V186H86V191L88 190H90V187L92 186V182L91 181H93V180H90V181H88L89 180V178H91V176L89 175V172L91 171H88ZM87 171H88V173H87ZM212 171V172H211ZM216 171V172H215ZM228 171V172H227ZM62 173H64L63 172V170L61 171ZM80 172V171H79ZM238 172V173H237ZM54 173H56V175H55V179H54V182L55 181H58V179H57V172H54ZM242 173V174H241ZM231 174V175H230ZM245 174V175H244ZM16 175V176H15ZM15 175H13V176H15V177H13V176H10L9 178V180H10V182L8 183V185H7V187L8 188H6L7 189V194H9V195H5V197H3L2 198V196H4V195H0V222L2 221L3 222V225L0 223V255H1V257H0V264H6V262H8L9 264H15V262H16V264H56L57 263V259H56V257H57V252H55L56 253V256H54V251H57V247L59 246L60 248H64V246H65V248H67L66 246L68 245V246H70V243L72 242V244H73V247H72V245L69 247V250L71 251H73V249H75L77 246V248L76 249H78L79 247H81L82 248V255L84 254V256H85V253L92 247L93 249H94V247L95 246H97L98 245V243H97V241H100L99 240V237H100V233H102V234H105V235H101L102 237H100V238H102V239H104L105 237H107L106 235H110V234H108L109 233V231H110V233H111V231H113L112 229H113V227H114V225L113 224H115L116 222V224H117V226L119 227V228H122V229H124L125 227H126V225H127V223L125 222V219H128V217H129V215H128V213H127V209L126 210H122V211H120L119 210V212H117L118 211V209H120V205H116V204H114V206L112 207V205H113V202L116 200V198H117V194H116V191L114 192V193H111L112 194V197H109L108 198V200H110V202L109 201H107L106 203H108L107 204V207L106 208H110V209H105L104 210V212H103V215H100V217H98V221H96V219H97V217L96 216H94V218H95V220H91V218H93V216L91 217H89V215L91 214L90 212H89V209H90V207L89 208H87L88 207V205H86V204H88V199H89V197L86 199V196H83V201L81 202V204H84V206H82V208H83V211L84 212H82V214H84L85 212V214L84 215H81V216H83V217H81V216H79V217H76L75 218V220L74 221H76L75 223H80V224H82V226H80V227H82L81 228V231H80V234L79 235H77L78 234V232H77V234H74L73 236H72V234H68L67 233V230L66 231H64L65 230V227H66V225H65V227H64V220L62 221L60 218H66V217H64V216H62V217H60L59 218V216H61L62 215V213L61 212H59L58 210H56V214H59V215H54V213H55V211L54 212H52V214L54 215H52V216H50V217H48L49 215H51V214H47L45 211H46V209L48 210V207H45L44 208V210H43V212H39V208H40V206H41V204L40 203H43L42 202V198H40L41 200H38V201H36L38 204H40V206L37 204V203H35V199H33L32 197L33 196H31V195H33V193L31 194V192L29 191L30 190V188L32 187V189H33V191H35L38 187H40V185H39V183H41V182H36V184L34 185V181L33 180H36V178H34L33 180L31 179V180H25V177H24V175H19V174H15ZM18 175V176H17ZM62 176H65V173H64V175H62ZM252 176V177H251ZM256 176V177H255ZM258 176V177H257ZM260 176V177H259ZM11 177H13V178H11ZM227 177V178H226ZM18 180H17V179ZM22 178H24L23 180H22ZM229 178V179H228ZM242 178V179H241ZM14 179H16V180H14ZM92 179V178H91ZM261 179V180H260ZM14 182H13V181ZM26 182H25V181ZM37 180H39V178H37ZM229 182H228V181ZM12 181V182H11ZM32 181L34 182V183H32ZM40 181V180H39ZM75 181V180H74ZM73 181V182H74ZM260 183H259V182ZM25 182V183H24ZM28 182V183H27ZM30 182L33 184H31L30 185ZM257 182V183H256ZM21 183V184H20ZM22 183H24L23 184V186H22ZM56 183V186H55V184L53 185V183H52V185H50V187H51V190L53 189V192L51 191H49V189H46V190H48L49 192H47L46 194H47V196H51L52 194H53V197H55L56 195H57V197H56V201H58L60 204H61V206H62V200L59 198V191L58 190H56L58 187H59V183L58 182H55ZM80 182H78L77 181V179H76V181L73 183L74 185H75V187L77 186V188H79V184ZM226 183H227V185H228V183H229V185H228V187H227V185H226ZM245 183H248V184H244ZM79 184V185H78ZM241 184V185H240ZM243 184V185H242ZM252 184V185H251ZM257 184V185H256ZM260 184V185H259ZM11 185V186H10ZM19 185V186H18ZM21 185V186H20ZM30 186V188H29V186ZM37 185V186H36ZM221 185V186H222ZM25 186V187H24ZM36 188H34V187ZM230 186V187H229ZM246 186H248L247 188L248 189H246ZM253 188H251V187ZM10 187V188H9ZM52 187H54V188H52ZM245 187V188H244ZM14 188V189H13ZM29 190H28V189ZM88 188V189H87ZM93 188V187H92ZM241 188H243L242 189V192H241ZM253 190H251V189ZM19 189V190H18ZM92 190V189H91ZM249 190H251V191H249ZM85 191V192H86ZM245 191H247V193L245 192ZM20 192V193H19ZM84 192V193H85ZM250 192V193H249ZM252 192V193H251ZM16 193H17V195H16ZM48 193H49V195H48ZM255 193V194H254ZM29 194V195H28ZM31 194V195H30ZM56 194V195H55ZM235 194H237V197H236V195ZM257 194V195H256ZM230 195V194H229ZM234 195H235V197H234ZM239 195V196H238ZM247 195V196H246ZM18 196H19V200H18ZM78 196H80V194L78 195ZM244 196V197H243ZM254 196H255V199H253L254 198ZM31 197V198H30ZM52 197V196H51ZM52 197V199L53 200H55L54 198ZM242 197V198H241ZM246 197V198H245ZM253 197V198H252ZM16 198V199H15ZM24 198V199H23ZM113 198V200L111 201V199ZM258 200H257V199ZM3 199V200H2ZM12 199V200H11ZM26 199V200H25ZM121 199V198H120ZM119 198L117 199L118 200V202H119V200H120ZM236 199V200H237ZM251 199V200H250ZM5 200V201H4ZM15 200V201H14ZM3 201V202H2ZM14 201V202H13ZM28 201V202H27ZM30 201V202H29ZM49 201V200H48ZM121 201V200H120ZM257 201V202H256ZM259 201V202H258ZM12 202V203H11ZM84 202V203H83ZM87 202V203H86ZM117 202V201H116ZM115 202V203H116ZM256 202V203H255ZM14 203V204H13ZM32 203H34L33 205H32ZM47 203H49V202H47ZM20 204V205H19ZM37 204V205H36ZM21 206V208L19 207V206ZM23 205H24V207H23ZM28 205L30 206V207H28ZM37 207H36V206ZM109 205V206H108ZM116 205V206H115ZM256 205H258V206H256ZM3 206V207H2ZM39 206V207H38ZM61 206L58 208V209H60L61 208ZM12 207V208H11ZM15 207V208H14ZM17 207V208H16ZM19 207V208H18ZM28 207V208H27ZM36 207V208H35ZM85 207V208H84ZM117 207V208H116ZM8 208V209H7ZM9 208H11V209H9ZM14 208V209H13ZM31 208V209H30ZM34 208V210H32ZM38 208V209H37ZM88 210H87V209ZM111 208H112V210H111ZM7 209V210H6ZM19 209V210H18ZM22 209H23V211H22ZM62 209V208H61ZM9 210V211H8ZM29 210L30 212L31 211H33V212H27V211ZM86 210V211H85ZM107 210V211H106ZM108 210H109V212H108ZM11 211V212H10ZM20 211V212H19ZM25 211V212H24ZM35 211V212H34ZM59 213H58V212ZM106 211V212H105ZM126 211V212H125ZM7 212V213H6ZM10 212V213H9ZM16 212H18L19 213V215H18V213H16ZM90 214H89V213ZM108 212V213H107ZM120 212H123V213H121V216H120V218L119 217H115V216H118V214L120 213ZM13 213H14V215H13ZM30 214L29 216H28V214ZM61 213V214H60ZM114 215H113V214ZM11 216H10V215ZM20 214H22V215H20ZM23 214H24V216H23ZM33 214V215H32ZM45 214L47 215L46 216V218L45 217H43V215L45 216ZM104 214H105V216H104ZM117 214V215H116ZM123 214V215H122ZM127 214V215H126ZM27 215V216H26ZM38 215V216H37ZM41 217H40V216ZM88 215V216H87ZM93 215H95V214H93ZM108 215V216H107ZM247 215V214H246ZM3 218H2V217ZM19 216V220L20 221H18L17 220V217ZM23 216V217H22ZM88 217V218H86V217ZM125 216V217H124ZM7 217V219H4V218H6ZM13 217H16V219H14ZM43 217V218H42ZM53 219H52V218ZM57 217L59 218V220L57 219ZM122 217V218H121ZM10 218V219H9ZM47 218L49 219V220H47ZM54 218L56 219V220H54ZM62 218V219H63ZM83 218V219H82ZM86 218V219H85ZM109 218V219H108ZM112 218V219H111ZM117 218V220H115ZM123 218H125V219H123ZM3 219V220H2ZM9 219V220H8ZM13 219V220H12ZM40 219V220H39ZM77 219V220H76ZM79 219V220H78ZM81 219V220H80ZM85 219V220H84ZM114 219V220H113ZM122 221H121V220ZM10 220H12L11 221V224H10ZM16 220V221H15ZM44 220V221H43ZM87 220H89L90 222H88V223H90V224H86V225H90L89 227L88 226H86L84 223H86L85 221H87ZM101 220V221H100ZM118 220H119V222H118ZM9 221V222H8ZM22 221H23V223H22ZM61 221H62V224H63V226H62V224H61ZM82 223H81V222ZM83 221H84V223H83ZM103 221H105V222H103ZM113 221L115 222V223H113ZM121 221V222H120ZM13 222V223H12ZM14 222H15V224H14ZM19 222H20V225H19ZM44 223V224H43ZM99 223V224H98ZM110 223H113V224H110ZM121 223L123 224L122 226H121ZM126 223V224H125ZM8 224V225H7ZM24 224V225H23ZM37 224V225H36ZM108 224H110V226L108 225ZM116 224H115V227H114V231H116L117 229V232L116 233H118L119 235H121V238H122V240L124 241L126 238L124 237V235L123 234H120V232H118L119 230H121V229H119L117 226H116ZM124 224H125V227H124ZM34 225V226H33ZM36 225V226H35ZM84 225V226H83ZM105 225V226H104ZM108 225V226H107ZM113 225V226H112ZM29 226V227H28ZM38 226V227H37ZM49 226H51L52 227V231H50V229H51V227H50V229H48V227ZM102 226H104V227H102ZM112 226V227H111ZM19 227V228H18ZM23 227V228H22ZM46 227H47V229H46ZM64 227V228H63ZM80 227H79V229H80ZM83 227H86L85 229L83 228ZM87 227L89 228V230H86L87 229ZM10 228V229H9ZM12 228V229H11ZM46 229V231H45V233H44V230ZM53 228H54V230H53ZM105 229V231H104V229ZM117 228V229H116ZM60 229V230H59ZM83 229H84V231H83ZM98 229V230H97ZM107 229V230H106ZM109 229V230H108ZM11 230V231H10ZM15 230V231H14ZM23 231V235H22V231ZM43 230V231H42ZM55 230H56V232H55ZM19 231V232H18ZM21 231V232H20ZM50 231V232H49ZM58 231V232H57ZM82 231L85 233H82ZM102 231V232H101ZM12 232V233H11ZM41 234H40V233ZM47 232V233H46ZM54 234H52V233ZM63 232V233H62ZM94 232V233H93ZM105 232H107V233H105ZM30 233V234H29ZM37 233L39 234V235H37ZM51 233V234H50ZM87 233V234H86ZM113 233V232H112ZM112 233H111V236L112 237H115L116 235H112ZM122 233H124V232H122ZM57 236H56V235ZM60 234V237L58 236ZM61 234H62V236L64 237V238H62V236H61ZM99 234V235H98ZM6 235V236H5ZM14 235H15V237H14ZM35 235V236H34ZM36 235H37V237H36ZM43 235V236H42ZM46 235V236H45ZM78 237H77V236ZM32 236V237H31ZM41 236V237H40ZM69 236V237H68ZM75 236V237H74ZM103 236H105V237H103ZM131 236V235H130ZM32 239H31V238ZM66 237V238H65ZM72 237H74V238H72ZM108 237H110V236H108ZM120 237V236H119ZM127 237H129V235L127 236ZM5 238V239H4ZM8 238H9V240H8ZM14 238V239H13ZM26 238V239H25ZM78 238V239H77ZM85 240H84V239ZM129 238H132V237H129ZM133 238H134V236H133ZM4 239V240H3ZM20 239V240H19ZM56 239H58V240H56ZM62 239V240H61ZM65 239V240H64ZM69 239L71 240V242L69 241ZM94 239H95V241H94ZM3 240V241H2ZM67 240V241H66ZM75 240V241H74ZM77 240V241H76ZM20 243H19V242ZM58 241V242H57ZM69 241V242H68ZM82 241V242H81ZM15 242V243H14ZM43 242V243H42ZM60 242H61V244H60ZM64 242V243H63ZM78 242H79V244H78ZM81 242V243H80ZM95 242V243H94ZM10 243V244H9ZM12 243V244H11ZM33 243H34V245H33ZM37 245H36V244ZM39 243H40V245H39ZM66 243V244H65ZM14 244V245H13ZM32 244V245H31ZM46 244V245H45ZM62 244H64L63 245V247H61L62 246ZM93 244V245H92ZM13 245V246H12ZM21 245V246H20ZM28 245V246H27ZM75 245V246H74ZM77 245V246H76ZM91 245V246H90ZM7 246V247H6ZM22 246H23V249H22ZM31 246V247H30ZM36 246V247H35ZM52 246V247H51ZM55 246H56V248H55ZM85 246V247H84ZM6 248V249H3V248ZM8 247H10V248H8ZM13 249H12V248ZM18 248V249H17ZM53 248V249H52ZM87 248V249H86ZM9 249V250H8ZM11 249V250H10ZM16 249H17V252H16ZM20 249H22V251L20 250ZM27 249V250H26ZM76 249L73 251V253H72V251L69 253V254H71L70 255V259H74V258H76V260L78 259V261H80V263L78 262V264H87L88 263V261H90L89 260V258H87V256H90V253L92 254V252L90 251V250H92L93 251V249H90L87 253H89V255H87L85 258H87V259H83V256H81V260L79 259L80 257L78 256V258L77 257H75V256H77V254H78V252L80 251L81 252V249L78 251H76ZM6 250V251H5ZM14 250V251H13ZM41 250V251H40ZM54 250V251H53ZM68 250V249H67ZM85 250H87V251H85ZM11 251V252H10ZM34 252V253H32V252ZM36 251H37V253H38V255H37V253H36ZM43 251V252H42ZM3 252V253H2ZM5 252V253H4ZM22 252H24V253H21ZM41 252V253H40ZM74 252H76V255H73L74 254ZM80 252H79V254H80ZM8 253V254H7ZM16 253H18V254H20V255H18V254H16ZM49 253L51 254V253H53V254H51L50 255V257H49ZM67 253H68V251H67ZM4 254V255H3ZM7 254V255H6ZM11 254H12V256H11ZM23 254H25L26 255V257H25V255H23ZM31 254V255H30ZM39 254H41V256L39 255ZM45 254V255H44ZM47 254V255H46ZM69 254H68V256H69ZM3 255V256H2ZM6 256V257H5ZM24 256V257H23ZM35 256V257H34ZM45 256H46V258H45ZM49 258H48V257ZM53 256H54V258H55V260H56V262L53 260ZM67 256V257H68ZM3 257V259H2V261H1V258ZM10 257V258H9ZM21 257V258H20ZM43 257V258H42ZM72 257V258H71ZM6 258H8V259H6ZM12 258V259H11ZM23 258V259H22ZM38 258H40V259H38ZM69 258V257H68ZM6 259V260H5ZM44 259V260H43ZM45 260H47V261H45ZM76 260L74 259V261L76 262ZM84 260V261H83ZM15 261V262H14ZM27 261V262H26ZM52 261V262H51ZM82 261V262H81ZM93 261V260H92ZM91 261V262H92ZM94 261H95V259H94ZM14 262V263H13ZM39 262V263H38ZM46 262V263H45ZM53 262H55V263H53ZM76 262V263H77ZM7 263V264H8ZM58 264V263H57ZM75 264V263H74Z\"/></svg>",
  "mask_w": 264,
  "mask_h": 264
}]
</instances>
